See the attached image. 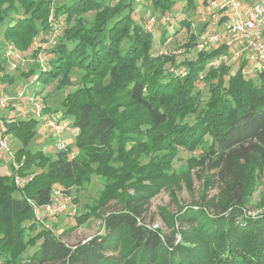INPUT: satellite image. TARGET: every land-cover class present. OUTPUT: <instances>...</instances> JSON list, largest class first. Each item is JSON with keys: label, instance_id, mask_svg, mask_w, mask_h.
Returning <instances> with one entry per match:
<instances>
[{"label": "trees", "instance_id": "1", "mask_svg": "<svg viewBox=\"0 0 264 264\" xmlns=\"http://www.w3.org/2000/svg\"><path fill=\"white\" fill-rule=\"evenodd\" d=\"M134 1L0 0V24L8 22L5 39L27 49L38 38L34 53L51 56V68L38 70L39 80L48 84L61 77L60 85L71 84L76 68L81 82L62 100V117L72 116L68 126L79 129L76 155L26 148L39 117H9L10 99L0 110L7 119L2 134L23 144L15 151L13 171L0 170V264H264V72L247 75V57L234 68L227 57L235 45L224 42L185 60L184 75L167 69L171 57L154 52V33L135 18ZM142 1L150 3L155 15L149 18L156 21L178 2ZM194 1L186 0V6ZM203 1L207 8L209 0ZM90 11L93 20L84 16ZM51 13L65 16L64 32L43 48L55 25ZM209 18L210 13L191 32L187 47L201 42ZM11 54L7 49L6 57ZM0 69L1 79L14 80ZM201 78L209 86L204 102L196 91ZM179 147L199 151L188 163L205 188L199 200L162 211L165 229L151 226L145 222L151 199L177 179L172 164ZM93 174L107 180L98 203L105 207L116 200L121 206L105 211L103 232L68 244L37 221L34 205L51 202L56 189L66 193L71 185L82 186ZM16 175L31 179L21 188ZM211 188L218 191L209 196ZM93 212L88 208L79 222ZM30 247L35 250L25 256Z\"/></svg>", "mask_w": 264, "mask_h": 264}, {"label": "rangeland", "instance_id": "2", "mask_svg": "<svg viewBox=\"0 0 264 264\" xmlns=\"http://www.w3.org/2000/svg\"><path fill=\"white\" fill-rule=\"evenodd\" d=\"M67 0H54L59 5L65 3ZM142 0L134 1L137 14L135 18L137 20L141 17V22L145 28L153 31L154 33V52L165 53L171 57V61L166 64L167 69H173L177 73L182 75L186 74V70L183 63L187 59H196L199 51L210 50L213 46L209 44L197 43L196 46L187 47L186 44L190 39L191 32L197 33L198 30L204 25L209 17V12L206 8V3L203 0H196L192 5L186 6V0H178L175 4L173 11L169 14V19L166 22H162L159 18L153 25L146 26V21L151 15H155L152 12L150 3L143 2ZM94 11L86 13L84 16L88 20H93ZM64 15L55 17L53 13L50 15V20L53 21L54 27L50 33L45 35V41L42 42L43 48H49L55 45L63 34ZM159 17V16H158ZM191 24V29H188L187 22ZM187 23V24H186ZM8 22L0 24V68L5 67L12 75L14 80L9 81L1 79L4 73L0 69V100L3 98L10 99V103L5 110V113L10 114L9 117L16 118H31L30 111L31 105L28 103L30 96H35L42 105H48V110H42L43 115L40 118L41 122L36 128V134L31 138L26 148H30L32 151L43 150L52 156L56 155L60 149H68L71 155L78 154L79 150L76 145V134L79 129L77 127L68 126L69 122L73 120L72 116L66 119L62 117L63 110V98L68 91L76 89L81 85L78 70L75 68L70 74L72 83L61 84V77L51 80L48 84H43L42 80H39L40 69L47 71L50 70L51 64L49 62L50 55H45V50L35 54V47L39 46L41 42L38 38H35L33 45H30L27 49L18 48L12 41H8L4 37V30L7 27ZM167 29V30H166ZM167 32L166 38L163 40L161 37L163 33ZM12 54L6 57L7 49ZM237 47L231 48L227 61L237 68L241 62V59L236 58ZM247 60L249 58L248 51H243ZM52 54V53H51ZM173 57V58H172ZM217 64V63H216ZM255 60L250 63L252 71L248 70L247 75H257L258 70H255ZM39 68V69H38ZM47 69V70H46ZM248 69V68H247ZM196 91H199L202 97V101H206L209 96L208 83L201 78L197 82ZM12 103V104H11ZM24 110V112H21ZM51 116L63 120L66 128L61 133L54 132L53 128L46 126L44 123V117ZM193 116H188L187 120H192ZM7 120V119H6ZM3 120L0 125H5ZM9 139L13 148V153L16 149L23 144L21 140L9 135ZM148 138L145 136L144 140ZM149 140V139H148ZM63 142L65 147L61 148ZM178 157L173 161L172 167L178 173L177 179L168 182L166 187H162L159 193L153 196L151 204L147 211L145 222L151 226H159L165 229V220L162 216V211H176L179 206L183 204L191 203L193 200H199L201 193L203 192L205 185L203 180H198L195 170L189 165L188 160L190 157L197 156L199 151H190L185 148L179 147ZM6 158L8 167L13 171L9 155L3 154L0 151V158ZM148 157H144L143 161L147 162ZM21 165V163H18ZM0 170L3 173H9L7 167L4 164L0 165ZM10 172V173H11ZM9 173V174H10ZM106 179L103 176L92 175L89 181L83 183L82 186L78 184L71 185L68 192H63L59 189V193L56 196L61 202L66 205V210L60 214H55L46 219V222L51 226L56 233L68 244H74L81 240H86L95 235L99 231L103 232V217L104 213L110 212L120 208L121 204L113 200L107 206L103 207L98 203V197L102 188L106 184ZM61 187L60 185H58ZM260 187L252 196V201H257L260 196ZM218 191L217 188L208 189L209 196H212ZM94 207V214L89 217L83 223L79 222L78 216L86 211L88 208ZM99 214V215H97ZM34 232L33 234H35ZM35 250V247H30L24 253L25 256L30 255Z\"/></svg>", "mask_w": 264, "mask_h": 264}, {"label": "built area", "instance_id": "3", "mask_svg": "<svg viewBox=\"0 0 264 264\" xmlns=\"http://www.w3.org/2000/svg\"><path fill=\"white\" fill-rule=\"evenodd\" d=\"M207 10L210 13L209 27L200 34V43L217 45L226 43L239 47L236 58L244 57L243 51H248L249 58L255 60V70L264 72V0H256L252 5L247 6L244 0H209ZM169 19V16H163L162 22ZM156 21L153 16L146 21V26L150 28ZM248 58V57H247ZM253 70V69H252ZM251 70V71H252ZM7 98L0 102V110L6 107ZM31 115L39 117L43 115V105L35 96H30ZM0 118V123H2ZM46 126L53 128L54 132H63L67 127L58 118L44 117ZM61 148L65 147L63 142ZM0 151L9 155L10 159L15 158L13 148L8 134H2L0 129ZM31 179V176H15V183L19 187H24ZM59 189L53 194L52 201L44 205H34V212L37 221L45 223L48 217L64 212L67 208L56 196ZM47 226L48 224L45 223Z\"/></svg>", "mask_w": 264, "mask_h": 264}, {"label": "crops", "instance_id": "4", "mask_svg": "<svg viewBox=\"0 0 264 264\" xmlns=\"http://www.w3.org/2000/svg\"><path fill=\"white\" fill-rule=\"evenodd\" d=\"M245 1V4L247 5V6H250V5H252L256 0H244ZM234 47H237V49L239 50V47L238 46H234ZM233 47V48H234ZM238 52V51H237ZM229 57V56H228ZM235 57H236V54H235ZM244 57H245V55H244ZM250 60L251 61H249L248 60V66H247V68H248V70H252L251 68H249L250 67V63H253L254 62V58H250ZM1 164H4L5 165V167H7V169H8V171H9V173L11 172V168H9L8 167V163H7V161H6V158L4 157V155H3V157L2 158H0V165Z\"/></svg>", "mask_w": 264, "mask_h": 264}]
</instances>
